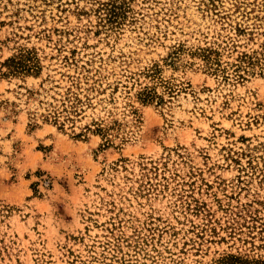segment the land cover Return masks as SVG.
<instances>
[{
  "label": "rangeland",
  "instance_id": "1",
  "mask_svg": "<svg viewBox=\"0 0 264 264\" xmlns=\"http://www.w3.org/2000/svg\"><path fill=\"white\" fill-rule=\"evenodd\" d=\"M0 264H264V0H0Z\"/></svg>",
  "mask_w": 264,
  "mask_h": 264
},
{
  "label": "trees",
  "instance_id": "2",
  "mask_svg": "<svg viewBox=\"0 0 264 264\" xmlns=\"http://www.w3.org/2000/svg\"><path fill=\"white\" fill-rule=\"evenodd\" d=\"M31 60L28 57H25L24 55L18 56L13 58L10 63H9V71L10 72H22V71H27L30 72L34 69H36L38 66L36 64H32L30 62ZM82 100L78 97L74 99V102L69 106L65 111H69V114L71 113H77L79 106L82 104ZM70 109V110H68ZM100 131H104L101 130Z\"/></svg>",
  "mask_w": 264,
  "mask_h": 264
}]
</instances>
